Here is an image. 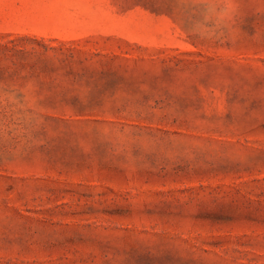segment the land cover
I'll list each match as a JSON object with an SVG mask.
<instances>
[{
	"label": "rangeland",
	"instance_id": "rangeland-1",
	"mask_svg": "<svg viewBox=\"0 0 264 264\" xmlns=\"http://www.w3.org/2000/svg\"><path fill=\"white\" fill-rule=\"evenodd\" d=\"M0 264H264V0H0Z\"/></svg>",
	"mask_w": 264,
	"mask_h": 264
}]
</instances>
